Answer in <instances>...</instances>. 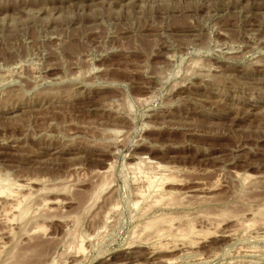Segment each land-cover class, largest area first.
I'll return each instance as SVG.
<instances>
[{"label":"rangeland","instance_id":"obj_1","mask_svg":"<svg viewBox=\"0 0 264 264\" xmlns=\"http://www.w3.org/2000/svg\"><path fill=\"white\" fill-rule=\"evenodd\" d=\"M0 180V264H264V0H0Z\"/></svg>","mask_w":264,"mask_h":264},{"label":"bare ground","instance_id":"obj_2","mask_svg":"<svg viewBox=\"0 0 264 264\" xmlns=\"http://www.w3.org/2000/svg\"><path fill=\"white\" fill-rule=\"evenodd\" d=\"M158 167H159V166H158ZM165 176H166V177H165ZM165 176L162 174V177L160 178L161 180H160V179H157V180L161 181L160 183L158 182L159 185L156 183L157 181H154V182L156 183V185H158L159 187H161L160 190H162V192H164V191H163V188H162L163 185H164V182H163L162 180H164L165 178L168 180V178H167L168 176H167V175H165ZM3 182H4V181H3ZM154 182H150V183H154ZM166 182H167V181H166ZM166 182H165V183H166ZM11 183H13V182H4V183H2V181L0 180V197H4V199H9V201L11 200L12 202L15 201V202L17 203V204H16V203L13 202V203H14V208H13V209H14L15 211H17L16 215L13 214L12 216L10 215V217H9V215H8L7 217H9V218L12 217L11 219L8 218L10 221L12 220V222H13V218L15 219L16 217L21 221V220L27 215V212L29 213V208H27V206H25V205H24V206L21 205V202L23 203V201H25V198H26L25 196H26V195H25V194H24L25 196H24V195H23V196L21 195V196H22V197H21L22 199L20 198V200H19V198H18V196H17V195H18L17 192L20 193V191H22V189L25 187V183H24V184H21V183H18V184H17V183H16V184L13 183V184H11ZM168 183H169V181H168ZM27 184H28V183H27ZM13 185H15V186L13 187ZM148 185H149V184H148ZM150 185H151V184H150ZM158 186H157V189H158ZM149 188H151V187H149ZM44 191H45V190H44ZM14 192H15L17 195H15ZM141 193H142V192H141ZM28 195H30V194L28 193ZM158 195H159V194H158ZM156 198H158V197H156ZM27 199H28V198H26V200H27ZM158 199L161 201L160 198H158ZM156 200H157V199H155V201H156ZM6 201H7V200H6ZM155 201H154V202H155ZM12 202H11V203H12ZM44 202H45V201H44ZM8 203H9V202H8ZM5 204H6V203H5ZM9 204H10V203H9ZM178 204H179V203H178ZM10 205H11V204H10ZM10 205H9V206H10ZM42 205H43V204H42ZM4 207H5V206H4ZM11 207H13V206L11 205ZM15 207H16V208H15ZM43 208H45V207H43ZM11 209H12V208H11ZM6 210H7V209H6ZM33 210H34V209H33ZM257 210H258V209H257ZM35 212H36V211H35ZM253 213H254V212H253ZM5 214H6V212H5ZM34 214H35V213H34ZM162 214H163V213H162ZM255 214H256V213H255ZM260 216H261V215H260ZM7 217H6V218H7ZM33 217H34V216H32V218H33ZM166 217H167V216H166ZM17 218H16V219H17ZM25 218H26V217H25ZM16 219H15V221H16ZM18 219H17V220H18ZM156 219H158V218H156ZM156 219H154V221H156ZM162 219H163V217H162ZM19 220H18L17 222H19ZM30 220H32V219H30ZM30 220H29V221H30ZM149 220H150V219H149ZM147 221H148V220H147ZM23 222H26V221H23ZM152 222H153L152 220L150 221V223H149V222H148V223L145 222V223H147V224H145V225L148 227V226L152 225L153 223H155V222H153V223H152ZM1 223H2V221H1ZM6 223H7V222H6ZM27 223H28V222H27ZM151 223H152V224H151ZM18 225H19V224H18ZM142 225H143V224H142ZM153 225H155V224H153ZM153 225H152V226H153ZM146 226H145V227H146ZM172 226H173V225H172ZM189 226H190V225H189ZM250 226H251V225H250ZM6 227H7V226H6ZM170 227H171V226H170ZM192 227H193V226H192ZM31 229H32V228H31ZM147 229H148V228H147ZM171 229H172V228H171ZM181 230H182V229H181ZM190 230H191V229H190ZM193 230H194V229H192V231H193ZM27 231H28V230H27ZM160 231H161V230H160ZM163 231H164V230H163ZM163 231H162V232H163ZM169 231H170V230H169ZM184 231H185V230H184ZM24 232H26V231L24 230ZM188 232H190V231H188ZM21 233H23V231H21ZM158 234H159V233H158ZM185 234H186V233H185ZM185 234H184V235H185ZM190 234H191V233H190ZM190 234H189V235H190ZM10 235H11V234H10ZM23 236H24V235H23ZM184 237H185V236H184ZM186 237H187V236H186ZM12 239H13V237H12ZM17 245H18V244H17ZM13 246H15V245L13 244ZM81 246H82V245H80V247H79L80 250H82V249H81ZM0 248H1V246H0ZM2 248H3V244H2ZM82 248H84V247L82 246ZM0 252H1V251H0ZM7 252H8V251H7ZM15 254H16V253H15ZM76 254H77V253H76Z\"/></svg>","mask_w":264,"mask_h":264}]
</instances>
